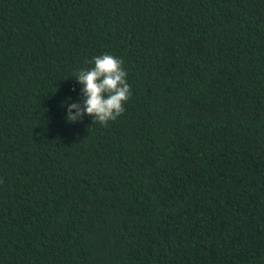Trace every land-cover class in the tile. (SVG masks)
Returning a JSON list of instances; mask_svg holds the SVG:
<instances>
[{
	"label": "trees",
	"instance_id": "trees-1",
	"mask_svg": "<svg viewBox=\"0 0 264 264\" xmlns=\"http://www.w3.org/2000/svg\"><path fill=\"white\" fill-rule=\"evenodd\" d=\"M0 264H264V0H0Z\"/></svg>",
	"mask_w": 264,
	"mask_h": 264
},
{
	"label": "clouds",
	"instance_id": "clouds-1",
	"mask_svg": "<svg viewBox=\"0 0 264 264\" xmlns=\"http://www.w3.org/2000/svg\"><path fill=\"white\" fill-rule=\"evenodd\" d=\"M85 63L94 66L81 68L74 75L82 85L83 103L62 102V106L67 104L66 119L75 122L86 113L93 118V122L107 126L109 121H114L123 114L124 105L132 95L124 62L119 57L104 53Z\"/></svg>",
	"mask_w": 264,
	"mask_h": 264
}]
</instances>
